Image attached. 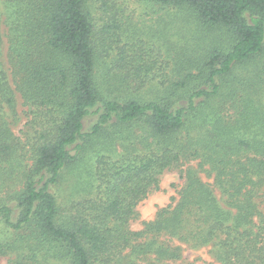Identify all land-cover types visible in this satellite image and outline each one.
<instances>
[{
    "label": "trees",
    "instance_id": "16d2710c",
    "mask_svg": "<svg viewBox=\"0 0 264 264\" xmlns=\"http://www.w3.org/2000/svg\"><path fill=\"white\" fill-rule=\"evenodd\" d=\"M142 1L148 28L110 0H0V222L12 235L0 256L16 252L7 264L180 260L183 247L163 237L211 245L221 264H264V0ZM148 82L162 94L143 100L135 93ZM17 93L35 128L29 167L5 112L17 114ZM117 143L124 154L113 160L104 152ZM87 155L99 192L62 210L51 187ZM172 167L184 179L176 203L130 229Z\"/></svg>",
    "mask_w": 264,
    "mask_h": 264
},
{
    "label": "rangeland",
    "instance_id": "374dc122",
    "mask_svg": "<svg viewBox=\"0 0 264 264\" xmlns=\"http://www.w3.org/2000/svg\"><path fill=\"white\" fill-rule=\"evenodd\" d=\"M118 5L121 14L125 18H130L134 23H137L143 28H148L149 26V7L148 3L142 0H110ZM102 3H97L94 8V15L96 19L97 27H101L107 20V14L100 9ZM179 32V28L175 29ZM143 38L149 43V37L143 36ZM7 38H4L3 53L5 66L8 68V60L6 58L7 53ZM116 55V51L113 52V57ZM9 72V71H8ZM12 83V76L9 73ZM162 93L151 83L146 84L142 89L137 91L135 95L143 100H149L155 98L157 95ZM17 103H16V115L13 114L12 109L5 106L6 118L10 123L14 133L20 138L21 142L25 145L23 150V155L25 159V164L29 167L33 161L30 153L31 145L35 141V128H33L31 121V109L24 103L21 95L17 93ZM98 116L92 115L85 119L84 121V131H90L91 126L96 122ZM72 154H76V150L71 148ZM106 155L111 157L113 160H120L124 154L120 143H117L110 147L108 151L104 152ZM195 162H193L194 164ZM81 167L78 169H73L70 172L65 173V178L56 185H53L52 191L58 197L60 206L62 210L69 209L74 201L80 199L81 195L85 194L87 191H91L92 194L98 193L99 182L94 178V160L87 155L82 163ZM186 165L182 166L184 169ZM181 168L172 167L164 170L159 175V186L153 189L148 196L143 199L137 206V212L135 217L130 221V229L138 231L143 229L144 221H150L155 219L157 212L168 205L175 204L178 197L179 191L184 184V179L181 176ZM203 179L210 183H213V179L209 178L206 172L201 173ZM80 183L81 187L78 190H74L77 184ZM214 190L218 198L222 203L226 202L225 195L219 190L215 185H213ZM76 191V192H75ZM8 187L0 188V203L8 199ZM258 202L260 203L261 209L264 211V189L262 190L260 196L258 197ZM11 235L10 230L7 229L0 222V241H4ZM163 237L167 239L170 243L174 245H180L183 247V256L180 260L176 261H166L165 264H221L219 261L214 247L211 245H204L200 247L193 248L186 243H183L176 238ZM16 252H9L6 255L0 256V263L7 264L11 259L15 258ZM145 263V262H144Z\"/></svg>",
    "mask_w": 264,
    "mask_h": 264
}]
</instances>
